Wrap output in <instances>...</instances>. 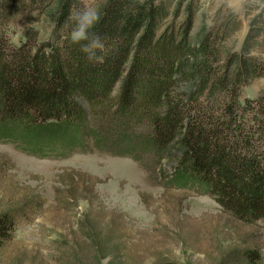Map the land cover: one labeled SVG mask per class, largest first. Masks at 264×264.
Returning <instances> with one entry per match:
<instances>
[{
	"label": "trees",
	"instance_id": "1",
	"mask_svg": "<svg viewBox=\"0 0 264 264\" xmlns=\"http://www.w3.org/2000/svg\"><path fill=\"white\" fill-rule=\"evenodd\" d=\"M42 4L53 25L48 37L32 27L24 42L0 37V134L12 126L25 151L61 155L86 107L116 105L124 121L148 122L156 146L183 149L178 184L200 182L239 218L264 219V95L241 93L264 75L259 58L248 49L222 56L214 33L192 42L191 5L176 23L177 8L163 0H105L94 29L103 48L92 59L71 39L79 0H0V18ZM14 228V218L0 214V246Z\"/></svg>",
	"mask_w": 264,
	"mask_h": 264
},
{
	"label": "rangeland",
	"instance_id": "2",
	"mask_svg": "<svg viewBox=\"0 0 264 264\" xmlns=\"http://www.w3.org/2000/svg\"><path fill=\"white\" fill-rule=\"evenodd\" d=\"M163 1L177 8L176 23L191 5L192 42L218 34L222 56L248 49L264 63V0ZM25 6L0 18V37L12 44L29 27L39 39L51 34L46 6ZM241 93L264 95V75ZM115 106L86 107L61 155L25 151L12 126L0 134V214L15 220L0 264H264V219L239 218L200 182L178 184L183 149L156 146L148 122L124 121Z\"/></svg>",
	"mask_w": 264,
	"mask_h": 264
},
{
	"label": "clouds",
	"instance_id": "3",
	"mask_svg": "<svg viewBox=\"0 0 264 264\" xmlns=\"http://www.w3.org/2000/svg\"><path fill=\"white\" fill-rule=\"evenodd\" d=\"M74 19L75 27L71 34L72 42L80 44L81 51L85 52L89 59H92L95 56V50L103 48L100 35L94 31L96 24L101 19L100 7L89 5L77 12Z\"/></svg>",
	"mask_w": 264,
	"mask_h": 264
}]
</instances>
